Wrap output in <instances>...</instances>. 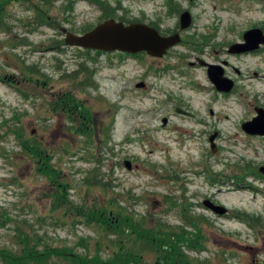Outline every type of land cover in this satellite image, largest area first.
Segmentation results:
<instances>
[{
    "label": "rangeland",
    "instance_id": "obj_1",
    "mask_svg": "<svg viewBox=\"0 0 264 264\" xmlns=\"http://www.w3.org/2000/svg\"><path fill=\"white\" fill-rule=\"evenodd\" d=\"M47 1L0 0V249L19 252L21 239L30 237L86 255L84 239L97 256L96 223L77 216L83 206L121 211L146 233L159 236L163 225L195 239L196 245L179 242L193 263L264 264V136L241 128L264 108V45L229 53L246 31L264 30V0ZM184 11L192 24L183 30ZM109 19L147 23L181 42L154 60L68 46L58 28L83 34ZM199 59L223 67L235 82L232 92H219ZM141 82L146 87L137 88ZM58 97L79 106L81 116L57 110ZM32 139L52 157L56 184L23 151ZM97 181L105 187L90 184ZM205 200L228 213L215 215ZM244 214L255 221L245 222ZM143 257L153 264V255Z\"/></svg>",
    "mask_w": 264,
    "mask_h": 264
},
{
    "label": "trees",
    "instance_id": "obj_2",
    "mask_svg": "<svg viewBox=\"0 0 264 264\" xmlns=\"http://www.w3.org/2000/svg\"><path fill=\"white\" fill-rule=\"evenodd\" d=\"M43 1L46 5H51L50 1ZM4 23V20H0V29H3ZM79 71L87 72L86 80H92L93 73L84 63L80 64ZM72 79L75 78L72 77ZM56 109L63 113H69L72 118L79 117L82 112L76 104L73 108L65 102L60 104V97H58ZM43 146V142L32 139V141L25 142L22 148L26 154L35 160L38 172L44 173L46 179L52 184H56L61 177L52 166V157H49L47 148ZM90 184L94 187H105L98 181ZM59 186L58 194L64 193L65 195L66 187L61 184ZM58 200L57 207L60 206V197ZM77 216L84 217L89 224L96 223L93 227L97 228L100 236V240L96 244L97 256H90V245L84 239L80 241V246L85 249L86 255L77 254L68 244L62 245L60 248H52L46 245L42 246L39 240L32 241L30 237H23L19 252L9 248L0 249V264H51L55 258L69 264H145L144 254L155 257L153 264H204L196 261L193 263L194 260H190L186 254L180 251L179 242L196 245L198 243L195 239H188L184 235L180 238L175 233H167L163 225L157 226L156 230L160 231L159 236H157L154 231L146 233L143 224H133L135 218L124 216L121 211L114 216L111 212L108 213L95 208L88 212L83 206H80L77 207ZM243 217V220L250 225V221H255L247 214H244ZM198 221L201 220L192 217L190 222ZM166 244L171 247L164 248ZM107 250H110L111 253L107 257H103L101 254L106 253Z\"/></svg>",
    "mask_w": 264,
    "mask_h": 264
},
{
    "label": "water",
    "instance_id": "obj_3",
    "mask_svg": "<svg viewBox=\"0 0 264 264\" xmlns=\"http://www.w3.org/2000/svg\"><path fill=\"white\" fill-rule=\"evenodd\" d=\"M194 1V0H190ZM192 24V16L188 11H184L180 16L181 28L187 29ZM60 31L65 34V44L80 49L98 51L103 53L122 52L131 55L147 53L151 57L163 58L168 51L181 42L178 34L172 36H163L155 27L143 23L132 22L126 24L115 19L106 20L88 32L77 34L68 29L61 28ZM242 43H235L229 47V53L243 54L259 50L264 45V31L260 28H252L243 35ZM201 66L207 68V74L211 82L219 92L230 93L234 89L235 82L225 76L223 67L209 64L198 60ZM144 83L137 84V88H144ZM256 116L251 120L243 122L242 130L252 136H264V108L256 107ZM178 114L188 115L189 113L181 108H177ZM164 119L163 123L167 124ZM218 133L209 137L212 151L215 152L217 146L215 139ZM126 167L131 170L132 163L125 162ZM259 172L264 175V166H260ZM204 206L215 215L223 216L228 210L223 206L217 205L212 200H205Z\"/></svg>",
    "mask_w": 264,
    "mask_h": 264
},
{
    "label": "flooded vegetation",
    "instance_id": "obj_4",
    "mask_svg": "<svg viewBox=\"0 0 264 264\" xmlns=\"http://www.w3.org/2000/svg\"><path fill=\"white\" fill-rule=\"evenodd\" d=\"M59 28V30H60V26L58 27ZM253 28H260V27H253ZM260 29H262V28H260ZM263 30V29H262ZM264 31V30H263ZM162 35H164V36H168V35H170L171 33H164V31H162V33H161ZM239 42H243V40L242 41H239ZM237 43V42H236ZM260 50V49H259ZM262 50V49H261ZM144 54H147V53H142V54H140V56H145ZM151 58H153L154 60H156V59H160V58H154V57H151ZM202 61H204V60H202ZM205 62V61H204ZM206 63H208V62H206ZM210 64V63H209ZM191 65H195V63H191ZM214 65H216V63H214ZM144 84H145V82H144ZM145 87H146V84H145ZM80 116H81V113H80Z\"/></svg>",
    "mask_w": 264,
    "mask_h": 264
}]
</instances>
